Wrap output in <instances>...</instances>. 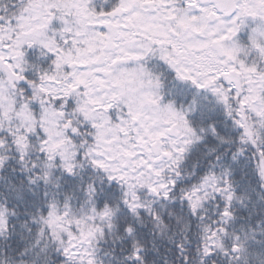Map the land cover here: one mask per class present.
<instances>
[{
    "label": "snow or ice",
    "instance_id": "1",
    "mask_svg": "<svg viewBox=\"0 0 264 264\" xmlns=\"http://www.w3.org/2000/svg\"><path fill=\"white\" fill-rule=\"evenodd\" d=\"M0 264H264V0H0Z\"/></svg>",
    "mask_w": 264,
    "mask_h": 264
}]
</instances>
